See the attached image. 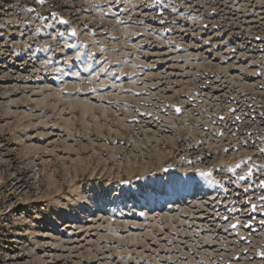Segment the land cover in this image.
<instances>
[{
    "label": "rangeland",
    "instance_id": "rangeland-1",
    "mask_svg": "<svg viewBox=\"0 0 264 264\" xmlns=\"http://www.w3.org/2000/svg\"><path fill=\"white\" fill-rule=\"evenodd\" d=\"M260 148L264 0H0V264H264Z\"/></svg>",
    "mask_w": 264,
    "mask_h": 264
},
{
    "label": "snow or ice",
    "instance_id": "snow-or-ice-1",
    "mask_svg": "<svg viewBox=\"0 0 264 264\" xmlns=\"http://www.w3.org/2000/svg\"><path fill=\"white\" fill-rule=\"evenodd\" d=\"M40 2L43 3L44 0H40ZM53 15H55V14H53ZM60 35L63 36L64 34L63 33H60ZM72 35H76V32L73 31L72 32ZM45 47H48V46H45ZM101 70L104 71V69H101ZM176 111L179 112V111H181V109L180 108H177ZM230 111H233L234 112L235 110L234 109H230ZM221 119H223V117H221ZM236 119L239 120L240 117H236ZM233 135H235V133H233ZM247 143H248L247 141H244L243 142L244 145H247ZM224 151H227V149H224ZM258 151H259V153L261 155H264V148H260V149H258ZM250 159H251V157L248 158V160H250ZM189 163H193V162L189 161ZM242 163H244L245 166L247 167V160L242 161ZM240 167H241V162H237V163L234 164V166H229L227 168V171L228 172H231V173H235L236 169H238ZM259 171L262 172V173H264V166H262L259 169ZM199 174H200V176L211 175V173H205L203 171H200ZM252 174H253L252 173V168L249 167L247 173L245 175H240L238 177V179L239 180H245V176L246 175L247 176H251ZM170 183H172L173 185L177 186V189L178 190H180V189L187 190L188 188L195 189V188H198L199 187V182L196 181L194 175L193 176H188L187 179H185L183 177H175V178H173V179L170 180ZM213 183H216V182L213 181ZM259 186L261 188H264V179H262V180L259 181ZM252 187H254V185H251L250 184L247 188H244V192L247 193L249 191V188H252ZM141 195L144 196L145 193L142 192ZM98 197L101 198V199L107 200L110 197H112V193L111 192H107V191H101V192L98 193ZM259 199L262 200V201H264V195H261L259 197ZM252 207H253V210H255L256 205H253ZM230 211H231V209H230ZM224 219L227 220L228 217L225 216ZM261 224H264V220L261 221ZM230 227L235 228L236 227V224H232V225H230Z\"/></svg>",
    "mask_w": 264,
    "mask_h": 264
}]
</instances>
